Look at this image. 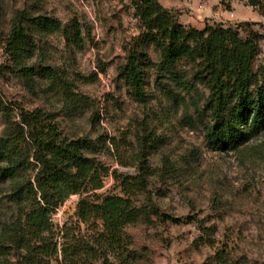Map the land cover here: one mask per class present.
<instances>
[{"label": "rangeland", "instance_id": "374dc122", "mask_svg": "<svg viewBox=\"0 0 264 264\" xmlns=\"http://www.w3.org/2000/svg\"><path fill=\"white\" fill-rule=\"evenodd\" d=\"M218 1L214 10L223 14L212 24L241 26L243 38L259 35L255 69L264 67V0L258 7L249 0ZM180 10L193 12L189 6ZM180 10L169 11L178 18ZM236 11L245 12L246 20L239 21ZM21 14L34 24L24 66L51 69L55 83L23 77L6 52ZM47 19L57 20L60 30L44 32L39 24ZM141 32L133 0H0V138L14 139L21 111H40L63 137L88 141L94 149L90 157L110 173L144 179L134 197L143 211L138 223L127 227L112 249L94 246L99 260L89 256L85 264H210L215 249L199 237L203 227L212 226L216 247L226 250L229 264H264V132L237 150H214L206 137L209 91L196 83L184 91L168 79L159 82L160 56L152 46L145 49L150 61L145 98L136 97L120 75ZM78 33L79 41L72 42ZM180 70L188 74L191 66ZM30 145L29 138L18 139L26 154ZM97 194L123 195L111 175ZM80 198L70 197L53 215L49 241L58 253L47 264H62L65 245L92 247L96 228L80 222ZM16 219L0 196V233Z\"/></svg>", "mask_w": 264, "mask_h": 264}, {"label": "trees", "instance_id": "16d2710c", "mask_svg": "<svg viewBox=\"0 0 264 264\" xmlns=\"http://www.w3.org/2000/svg\"><path fill=\"white\" fill-rule=\"evenodd\" d=\"M133 6L142 32L120 76L136 97L145 98V75L150 66L145 49L152 46L160 56L159 82L168 79L184 91L196 83L209 91L205 111L211 118L206 137L214 150H237L264 132V67L255 69L259 35L251 32L243 38L241 26L224 24L186 27L159 0H133ZM29 24L34 25L25 14L16 18L6 52L23 77L38 75L55 83L58 76L51 69L36 72L24 66L33 43ZM39 25L46 33L60 30L55 19ZM71 40L79 41V33ZM183 64L191 66L190 74L180 70ZM13 135L14 139L7 135L0 138V196L17 214L16 221L6 224L0 233V264H47L54 258L58 252L57 245L49 241L54 234L52 217L74 195L81 197L77 216L84 225L96 228L95 238L92 247L65 245L62 264H85L89 256L99 260L94 246L107 247L108 251L121 244L125 229L142 216L134 197L145 187L144 179L110 173L90 157L94 149L88 141L63 137L51 117L40 111H21ZM26 137L31 142L27 154L17 146L18 139L24 142ZM110 175L122 196L97 194ZM216 232V226L203 227L199 241L215 249L210 264H229L226 250L216 247ZM16 255L14 262L9 260Z\"/></svg>", "mask_w": 264, "mask_h": 264}, {"label": "crops", "instance_id": "0c3cea01", "mask_svg": "<svg viewBox=\"0 0 264 264\" xmlns=\"http://www.w3.org/2000/svg\"><path fill=\"white\" fill-rule=\"evenodd\" d=\"M159 2L167 10H180V8L189 6L193 12L180 10L178 19L184 26L196 29H203L206 24L217 22L219 14H223L221 8L214 10V7L218 5V0H159ZM200 6L202 9H199ZM236 17L239 21L246 20V14L243 11H236Z\"/></svg>", "mask_w": 264, "mask_h": 264}, {"label": "water", "instance_id": "95a60500", "mask_svg": "<svg viewBox=\"0 0 264 264\" xmlns=\"http://www.w3.org/2000/svg\"><path fill=\"white\" fill-rule=\"evenodd\" d=\"M249 5L252 7H258L259 6V0H249Z\"/></svg>", "mask_w": 264, "mask_h": 264}, {"label": "built area", "instance_id": "2783aa9c", "mask_svg": "<svg viewBox=\"0 0 264 264\" xmlns=\"http://www.w3.org/2000/svg\"><path fill=\"white\" fill-rule=\"evenodd\" d=\"M199 9H202V6H200Z\"/></svg>", "mask_w": 264, "mask_h": 264}]
</instances>
